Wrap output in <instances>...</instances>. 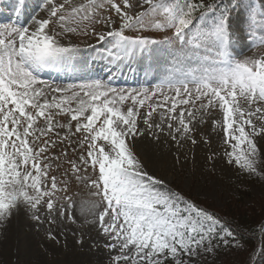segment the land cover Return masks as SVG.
Listing matches in <instances>:
<instances>
[{"label":"snow or ice","instance_id":"obj_1","mask_svg":"<svg viewBox=\"0 0 264 264\" xmlns=\"http://www.w3.org/2000/svg\"><path fill=\"white\" fill-rule=\"evenodd\" d=\"M107 3L120 18V25L98 34V40L108 42L111 38V47L105 51L113 63L164 43L173 48L169 53L173 65L184 70H170L152 90H117L92 80L52 89L60 95L48 99L40 87L45 82L39 80V72L70 61L76 52L72 46L61 45L55 34L49 35V25L55 22L65 29L69 19L74 20L82 12V20L112 24L111 16L95 15V10L104 4L88 0L72 6L70 0H44L48 17H33L34 29L0 26V223L21 213L40 221L37 213L42 206L46 207L49 223H55L57 217L73 219L65 212L73 206L72 198L66 195L69 181L64 180L59 187L60 181L50 175L53 165L59 171L64 158L69 167L63 175L71 172L77 181L87 167L98 170L97 178H89L88 183L95 189L92 195L101 198L103 210L97 215L100 205L90 202L87 209L82 203L81 211L97 216L99 231L106 238L102 247L107 250V264H199L202 256L218 247L212 243L217 236L226 244L230 237L236 241L235 247L242 248L235 229L225 227L213 213L170 188L163 179L150 175L134 152L132 141L146 132L159 140L156 130L163 133L164 125L173 140L176 134L184 137L192 131L196 111L206 114L218 106L223 112L225 143L235 141L232 152L226 153L229 163L234 160L238 167L256 173L259 149L253 137L264 134V55L237 59L232 38L243 23L250 43L264 45V35H257L264 32V8L255 7L254 0H143L147 9L133 16L128 11L133 8L130 0ZM137 5L142 7L139 0ZM24 7L25 0H15V14L19 15ZM137 26L173 29V35L157 41L125 34L126 29ZM164 84L170 88L178 85L175 96L164 95ZM158 92L163 103L152 102ZM241 98L247 108L241 106ZM146 102V128L141 129L140 109ZM196 102H200L199 110ZM158 109L164 111L160 113L161 120L155 122L153 114ZM62 114L70 117L67 124L55 120ZM253 118L261 122L259 127ZM41 121L43 127L38 126ZM58 128L67 130L63 137L56 131ZM80 133L83 138L72 146L71 137ZM65 141L73 152L87 145L86 153L77 157L79 164L68 158L67 148L54 151ZM58 191L65 193L64 205L57 204ZM48 236L56 238L51 231Z\"/></svg>","mask_w":264,"mask_h":264},{"label":"rangeland","instance_id":"obj_2","mask_svg":"<svg viewBox=\"0 0 264 264\" xmlns=\"http://www.w3.org/2000/svg\"><path fill=\"white\" fill-rule=\"evenodd\" d=\"M63 2V0H58ZM72 6H77L80 3H87L88 0H70ZM104 4L103 8H97L95 15L99 17L111 16L114 23L103 24L95 23V20H82L81 16L84 13L76 16L75 19H69L62 29L59 24L53 22L48 27L49 35L55 34L56 39L63 46H72L76 48L73 54L74 64L72 75H66L62 78L69 77V80L59 82L55 80H48L45 77H40L39 80L44 81V88L47 98L51 99L53 96H59L52 89L68 88L69 85H80L92 80H100L110 87L117 90L134 89L137 92L142 89H155L161 83L170 70L177 73L184 69L179 65H173V57L169 55L173 48L164 43H158L150 46L143 53H138L131 59H125L127 69L124 72H116V70L104 77L105 71L102 67L95 66L100 52H96L93 64L87 58L85 51L87 49H100L105 51L106 48L111 47V38L108 42H101L98 40V34H106L115 28H119L120 18L114 10H110L107 0H97ZM121 3V0H116ZM133 3V8L129 9V15H136V13L146 10L148 5L139 0L141 6L137 5V0H130ZM44 0H25V7L19 15L14 12L15 0H0V16L6 19L0 22L2 25H15L20 27L24 25L30 30L35 28V20L45 19L48 17V10L43 6ZM255 7L264 8V0H254ZM91 14V13H89ZM235 18V17H234ZM15 19V21H13ZM243 20V16H241ZM20 21L21 23H16ZM67 28H74V32H69ZM95 29V32H93ZM246 24L241 23L238 30L234 31L232 38V51L237 59H244L245 57L259 58L264 55V45L257 44L253 46L245 30ZM86 33V34H85ZM125 34L128 36H155V40L164 41L166 37L173 35V29H154L145 28L139 29L133 27L126 29ZM257 35H264V32H258ZM89 52L88 54H90ZM108 54V53H107ZM109 56V55H107ZM130 60V61H129ZM120 62V61H119ZM111 63V62H110ZM66 65L61 64L55 69L62 71L66 70ZM112 71L114 68L111 69ZM58 71V70H57ZM110 71V72H112ZM109 72V73H110ZM111 79L119 81L114 83ZM59 82V83H58ZM178 85H173L171 88L163 85V93L167 96H175L174 88ZM189 88H194V85L189 84ZM153 103H163V96L158 92L156 97H153ZM147 103L144 108H141V118L139 119V127L145 129L146 125L143 123V113L147 109ZM241 106L247 108L246 102L241 98ZM73 106H75L73 104ZM130 106V102L125 105ZM191 107V106H188ZM195 108L200 109V102H196ZM163 109H158L153 114L155 122L161 120L160 113ZM179 108L177 109V114ZM196 120L192 124V131L186 136L181 137L177 135V139L173 140L168 135L169 129L164 125L163 133L156 130V134L160 137L159 140L153 138L151 134L144 136H137L132 141V147L136 155L141 159L145 165V169L150 175L163 179L164 182L172 189L180 192H191L194 196L201 197L209 202L213 207H224L228 201L239 200L244 205H252L259 207L264 202V134L253 137L259 149L257 157V171L250 173L242 167H238L233 160L229 163V157L226 153L232 152L231 144L225 143V132L223 125V112L217 106L207 110V113L196 111ZM202 117V118H201ZM70 117L68 115H57L55 120L61 124H67ZM257 127L260 126V121L253 118ZM39 127L44 126L41 121ZM176 127V124H173ZM246 130H249L246 126ZM60 136L63 137L67 130L58 128ZM72 132H75V121L72 122ZM83 133L76 134L71 137L72 146L83 138ZM56 137L53 136V139ZM196 143H192V140ZM152 146L154 153L148 151V147ZM156 147V149H155ZM67 148L68 158L79 160L77 157L83 152L86 153L87 145L83 149L78 148L76 152L68 147V142L58 145L54 151L59 153L62 149ZM62 166L59 171H56L55 165L50 172V175H55L60 181L59 187L63 186V181L68 180V192L66 195L72 198L73 206L66 208V216L71 215L73 219L66 217H57L55 223H49L48 213L46 207L42 206L37 213L41 219L36 221L30 219L28 215L21 213L13 215L8 221L0 223V264H107L108 254L107 250L102 247L106 238L99 231L97 216L92 215L85 210L81 211L82 203L87 205L94 202L100 205L96 209L97 215L99 211L103 210L104 204L99 196H93L95 189L89 186L88 180L96 179L98 170L94 171L91 167H87V171H82L79 175L81 180L77 181L75 175L69 172L68 176L63 173L68 169V164L62 158ZM65 193L58 191L55 199L58 206L64 205L66 201L63 199ZM53 216L56 214L53 213ZM107 219V217H106ZM74 221V222H73ZM220 226H217L219 229ZM52 232L55 239H49L48 233ZM222 235V233H221ZM82 240L80 244L78 241ZM99 245V247H94ZM264 230L261 236L260 249L258 252L259 261L264 260ZM199 264H223V257L215 254L204 255L200 258Z\"/></svg>","mask_w":264,"mask_h":264},{"label":"trees","instance_id":"obj_3","mask_svg":"<svg viewBox=\"0 0 264 264\" xmlns=\"http://www.w3.org/2000/svg\"><path fill=\"white\" fill-rule=\"evenodd\" d=\"M206 2L212 3L213 0H206ZM180 193L199 207L213 213L221 220L222 225L230 230L235 229L239 233L238 239L243 245L242 248L235 247L236 241L230 237L226 238L227 244L220 236L212 241L213 244L218 245L214 252L223 257V264H264V260L259 261L258 259L264 230V202L257 208L240 204L239 200H231L224 207L218 208L213 207L205 199L194 196L191 192L180 191Z\"/></svg>","mask_w":264,"mask_h":264},{"label":"bare ground","instance_id":"obj_4","mask_svg":"<svg viewBox=\"0 0 264 264\" xmlns=\"http://www.w3.org/2000/svg\"><path fill=\"white\" fill-rule=\"evenodd\" d=\"M91 48V47H90ZM87 49V51H85V53H86V55H87V57H88V53L89 52H91V49ZM95 55H96V53H95ZM95 57V56H94ZM89 58V57H88ZM97 60H98V58H97ZM101 60V61H100ZM99 60V62H101L102 64L103 63H105V62H107V60H111V57H109V56H105L104 57V59H100ZM130 61V60H129ZM91 63L93 64V62L91 61ZM115 63H119V61H117V62H115ZM127 64L129 65V63L127 62ZM63 65H65V63H63ZM99 65V64H98ZM95 66H97V65H95ZM100 66V65H99ZM55 68V67H54ZM113 68H114V70L112 71V70H110V71H112V72H114L115 71V68H116V66H113ZM109 71V72H110ZM112 72H110V73H112ZM109 73V74H110ZM38 75H40V74H38ZM40 77H45V78H47L48 80H55L54 78H57L56 76H54V75H51V74H48V73H44L43 75H40ZM57 80L59 81V82H62V81H64V80H69V77H66V78H57ZM58 82V83H59ZM155 149H156V147H155ZM148 151L151 153V154H153L154 153V149H153V147L152 146H149L148 147Z\"/></svg>","mask_w":264,"mask_h":264},{"label":"water","instance_id":"obj_5","mask_svg":"<svg viewBox=\"0 0 264 264\" xmlns=\"http://www.w3.org/2000/svg\"><path fill=\"white\" fill-rule=\"evenodd\" d=\"M146 36H147L149 39H154V40L156 39L155 36H154V37H153V36H149V35H146Z\"/></svg>","mask_w":264,"mask_h":264}]
</instances>
